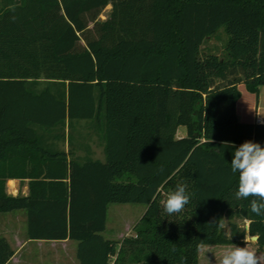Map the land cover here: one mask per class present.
Returning <instances> with one entry per match:
<instances>
[{"label":"trees","instance_id":"1","mask_svg":"<svg viewBox=\"0 0 264 264\" xmlns=\"http://www.w3.org/2000/svg\"><path fill=\"white\" fill-rule=\"evenodd\" d=\"M242 84L264 86V0H0V214L26 211L29 240L78 243L79 264H202V247L246 246L235 219L264 255V215L234 196L235 148L264 146L237 116ZM82 123L104 162L77 154ZM177 184L190 200L169 215ZM110 204L147 207L134 237L103 236ZM14 255L0 238V264Z\"/></svg>","mask_w":264,"mask_h":264},{"label":"crops","instance_id":"2","mask_svg":"<svg viewBox=\"0 0 264 264\" xmlns=\"http://www.w3.org/2000/svg\"><path fill=\"white\" fill-rule=\"evenodd\" d=\"M239 91L241 98L236 107L239 120L242 123L264 125V86L260 89L258 97L250 93L243 84L239 86ZM99 149H101L100 157H97L95 150L92 149L93 158L104 162L103 145H99ZM7 193L14 197L28 196L29 180H9ZM9 214L12 215L8 217L9 223L5 229V235L0 236V238H6L15 251V255L8 264H79L76 259L78 243L68 240H29L26 211H15Z\"/></svg>","mask_w":264,"mask_h":264},{"label":"clouds","instance_id":"3","mask_svg":"<svg viewBox=\"0 0 264 264\" xmlns=\"http://www.w3.org/2000/svg\"><path fill=\"white\" fill-rule=\"evenodd\" d=\"M12 7L14 6H10ZM231 172L239 174L235 198L247 200L252 197L250 211L256 216L264 215V146L245 141L236 147L231 161ZM157 194L153 195L154 200ZM189 200L186 185L177 184L162 203L165 212L172 215L182 212ZM244 233L246 246L235 245L225 250L220 258V264H264V255H257V250L253 247L259 242V234H251L250 227Z\"/></svg>","mask_w":264,"mask_h":264},{"label":"rangeland","instance_id":"4","mask_svg":"<svg viewBox=\"0 0 264 264\" xmlns=\"http://www.w3.org/2000/svg\"><path fill=\"white\" fill-rule=\"evenodd\" d=\"M112 12V5H109L102 13L100 20H107ZM221 40H212L210 42L211 46H217L219 48L222 47L223 42H225V37L223 35L220 36ZM87 122V121H84ZM88 125L82 123L78 125L76 128V132L74 133V141L76 142L77 154L80 156H84V146L86 143L91 146V149L95 150V154L97 157L101 155V149H99V144L97 142V138L95 137L93 140L90 139V134H88ZM88 134V136H86ZM187 136V128L180 127L178 130V137L185 138ZM65 149L68 150V145L65 146ZM147 207L142 204H110L108 208V221H107V230L103 233V236L106 239H111L117 242H122L126 238H131L136 235L135 228L139 225L141 219L143 218ZM13 214V213H12ZM12 214H0V236L5 235V229L9 223V216ZM240 227H247L249 225L248 221H243L239 219L234 220ZM258 249L256 245H253ZM46 248V247H44ZM232 247H202L201 248V258L202 264H219L220 259L217 257L222 256L223 252ZM210 249V251H207ZM206 250V251H204ZM204 251V252H203ZM215 251V252H214ZM222 253H219V252ZM218 252V253H216ZM120 259L124 260L123 264H137L134 259V256L129 255H121ZM114 264V263H113Z\"/></svg>","mask_w":264,"mask_h":264},{"label":"water","instance_id":"5","mask_svg":"<svg viewBox=\"0 0 264 264\" xmlns=\"http://www.w3.org/2000/svg\"><path fill=\"white\" fill-rule=\"evenodd\" d=\"M249 228V225L246 227V229H248Z\"/></svg>","mask_w":264,"mask_h":264}]
</instances>
